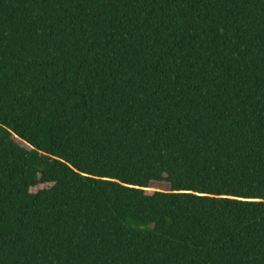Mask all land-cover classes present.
<instances>
[{
  "label": "trees",
  "instance_id": "trees-1",
  "mask_svg": "<svg viewBox=\"0 0 264 264\" xmlns=\"http://www.w3.org/2000/svg\"><path fill=\"white\" fill-rule=\"evenodd\" d=\"M0 264H264V0H0Z\"/></svg>",
  "mask_w": 264,
  "mask_h": 264
},
{
  "label": "rangeland",
  "instance_id": "rangeland-1",
  "mask_svg": "<svg viewBox=\"0 0 264 264\" xmlns=\"http://www.w3.org/2000/svg\"><path fill=\"white\" fill-rule=\"evenodd\" d=\"M161 186V187H157ZM43 187H46V185H40L34 188H31V192H36L37 190L42 189ZM168 186L164 183H151L149 187V191H167Z\"/></svg>",
  "mask_w": 264,
  "mask_h": 264
},
{
  "label": "snow or ice",
  "instance_id": "snow-or-ice-1",
  "mask_svg": "<svg viewBox=\"0 0 264 264\" xmlns=\"http://www.w3.org/2000/svg\"><path fill=\"white\" fill-rule=\"evenodd\" d=\"M157 187H161V186H157ZM233 199H236V197H233Z\"/></svg>",
  "mask_w": 264,
  "mask_h": 264
}]
</instances>
